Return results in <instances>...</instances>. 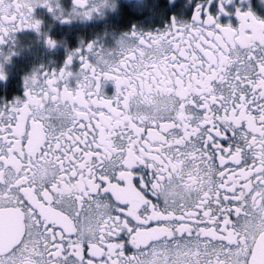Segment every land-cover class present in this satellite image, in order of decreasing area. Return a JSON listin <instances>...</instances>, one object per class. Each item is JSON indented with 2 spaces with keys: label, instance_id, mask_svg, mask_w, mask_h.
Returning <instances> with one entry per match:
<instances>
[{
  "label": "snow or ice",
  "instance_id": "1",
  "mask_svg": "<svg viewBox=\"0 0 264 264\" xmlns=\"http://www.w3.org/2000/svg\"><path fill=\"white\" fill-rule=\"evenodd\" d=\"M108 4L0 0V45L56 48L37 5L70 23ZM217 5L24 73L0 103V264H264V17Z\"/></svg>",
  "mask_w": 264,
  "mask_h": 264
},
{
  "label": "flooded vegetation",
  "instance_id": "2",
  "mask_svg": "<svg viewBox=\"0 0 264 264\" xmlns=\"http://www.w3.org/2000/svg\"><path fill=\"white\" fill-rule=\"evenodd\" d=\"M116 7H112L113 0L104 6L102 14H96L85 20L74 19L70 23L61 22L54 18L46 6L37 5L35 13L45 20V27L59 38L56 48H48L42 37H38L32 29H23L16 34V43L9 41L0 47L14 46L17 51L6 64L7 79H0V103L10 102L17 96L24 94V73L40 64L47 66L59 65L63 62L68 48L79 45L81 39L87 41L98 37L105 45L114 44L115 38L132 25L144 30L165 28L172 17L190 18L196 0H144L143 8L137 5V0H114ZM229 12L221 13L220 22L239 23L235 14L237 6L251 9L264 17V0H224ZM67 7V0H62ZM212 11H218L217 0H212ZM75 63H78L76 61ZM105 93L111 95L115 91V84L107 80L104 85Z\"/></svg>",
  "mask_w": 264,
  "mask_h": 264
}]
</instances>
